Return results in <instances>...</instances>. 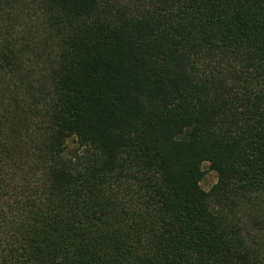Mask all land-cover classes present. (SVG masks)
I'll use <instances>...</instances> for the list:
<instances>
[{
	"label": "trees",
	"instance_id": "1",
	"mask_svg": "<svg viewBox=\"0 0 264 264\" xmlns=\"http://www.w3.org/2000/svg\"><path fill=\"white\" fill-rule=\"evenodd\" d=\"M0 264H264V0H0Z\"/></svg>",
	"mask_w": 264,
	"mask_h": 264
},
{
	"label": "rangeland",
	"instance_id": "2",
	"mask_svg": "<svg viewBox=\"0 0 264 264\" xmlns=\"http://www.w3.org/2000/svg\"><path fill=\"white\" fill-rule=\"evenodd\" d=\"M70 146L74 147V144L71 143ZM203 168L205 171V177L201 186L206 192H209L217 184L218 178L217 174L210 170V166L208 164L204 165Z\"/></svg>",
	"mask_w": 264,
	"mask_h": 264
}]
</instances>
